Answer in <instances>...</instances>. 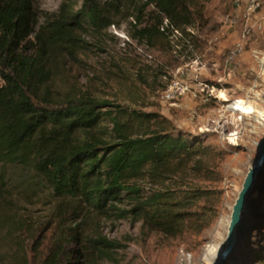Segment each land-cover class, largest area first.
Masks as SVG:
<instances>
[{"label":"trees","instance_id":"16d2710c","mask_svg":"<svg viewBox=\"0 0 264 264\" xmlns=\"http://www.w3.org/2000/svg\"><path fill=\"white\" fill-rule=\"evenodd\" d=\"M209 1L63 0L40 23L35 0H0V264H119L120 243L88 229L99 217L175 239L215 222L224 191L206 182L221 179L222 151L167 119L82 92L64 74L92 45L106 51L101 42L125 20V55L143 63L121 60L135 84L154 86L167 67L148 64L147 51L169 55L168 30L205 26ZM112 72L131 89L115 61ZM42 200L47 216L14 211ZM249 229L242 222L238 237Z\"/></svg>","mask_w":264,"mask_h":264},{"label":"rangeland","instance_id":"374dc122","mask_svg":"<svg viewBox=\"0 0 264 264\" xmlns=\"http://www.w3.org/2000/svg\"><path fill=\"white\" fill-rule=\"evenodd\" d=\"M62 1L35 0L40 23L45 17L56 14ZM234 1L210 0L206 5L208 23L205 26L198 29L193 27V30L188 28L185 33L180 30L171 33L168 30L165 35L170 44L169 55L154 49L147 51L148 64L159 59L163 68L167 67L166 71L158 73L152 87L135 84L133 69L121 60L124 57L129 58L137 67L143 63L125 55L124 41L127 40L130 29L129 22L125 20L120 27L111 26L110 40L101 42L106 51H100L97 49L98 45H92L91 51L82 54L79 61L66 62L64 65L65 76L74 80L80 91H88L96 98L113 100L128 108L154 114L160 117L159 120L167 119L176 129L192 133L197 139L203 140V144L211 145L213 151L223 152L222 159L214 161L221 179L206 184L221 188L224 196L215 222L200 234L175 239L150 234L142 230V225L138 222L113 221L99 217L90 223V232L99 231L120 243L122 260L119 264H205L202 257L208 247L216 248L214 262L223 249L232 206L248 168L257 159L258 143L262 137L261 134L258 135V121L261 110L264 111V79H253L257 69L250 56L251 49L264 47H251L248 43L257 38L258 32H264V22L258 20L252 24L258 13L248 20L241 19L234 28H224L223 16L232 9ZM262 12L264 13V0L260 13ZM258 25L261 26L260 30H257ZM244 32V54L249 53L251 64L237 62V69L230 72V66L225 62L226 54ZM85 39L89 43H97L98 38L87 36ZM114 61L128 74V83H132L130 90L119 84L120 79L112 72ZM152 77L148 75L147 81L152 82ZM172 80L186 85L188 90L185 96L183 94L177 97L174 116L170 119V110L173 108L162 109L160 101L162 89ZM237 86L243 88L238 91ZM186 96L190 100H185ZM246 99H249L246 105L253 108L252 113L228 107L236 100ZM182 101H190L191 104H184ZM154 125L155 128L157 124ZM147 126L150 124H146ZM226 192L228 195H225ZM50 208L48 202L42 200L32 204L19 203L14 211L20 215L32 214L34 218H38L47 216ZM257 210L264 212V166L251 190L243 220L244 226H249L250 229L239 237L237 234V242L227 264H258L264 258V214L257 216Z\"/></svg>","mask_w":264,"mask_h":264},{"label":"built area","instance_id":"2783aa9c","mask_svg":"<svg viewBox=\"0 0 264 264\" xmlns=\"http://www.w3.org/2000/svg\"><path fill=\"white\" fill-rule=\"evenodd\" d=\"M262 11V0H235L234 4L232 5V9L229 10L222 19V25L226 29L234 28L241 19L248 20L251 16L258 14ZM167 20H164V22L161 25V30L163 28H167ZM261 26H257V30H260ZM174 31L178 32V30L172 29L170 32L174 33ZM245 40H246V33L244 32L241 37L230 47L229 51L226 54L225 62H227L230 66V72H233L237 69V60L238 58L245 52ZM251 57L254 60L256 64V75L255 79H258V77L264 79V51L259 49H252L250 51ZM188 88L186 85H183L182 83L172 80L169 82V84L164 88L161 96L160 106L162 109H170L175 108V103L177 102L178 96H185ZM249 99H246L245 101L236 100L235 102H243V104H246ZM234 102V103H235ZM232 110H238L234 106V104H231L228 106ZM225 195H228L226 192Z\"/></svg>","mask_w":264,"mask_h":264},{"label":"water","instance_id":"95a60500","mask_svg":"<svg viewBox=\"0 0 264 264\" xmlns=\"http://www.w3.org/2000/svg\"><path fill=\"white\" fill-rule=\"evenodd\" d=\"M261 136L257 148V159L248 168L241 189L232 206L230 219L228 220L226 227L224 246L214 264H224L230 257L237 242V234L244 220L245 213L247 212L251 190L254 187L259 171L264 164V126Z\"/></svg>","mask_w":264,"mask_h":264},{"label":"crops","instance_id":"0c3cea01","mask_svg":"<svg viewBox=\"0 0 264 264\" xmlns=\"http://www.w3.org/2000/svg\"><path fill=\"white\" fill-rule=\"evenodd\" d=\"M258 20H262L263 22H264V13L262 12V13H259L258 15H256L255 17H254V20H253V22H252V24H254L256 21H258ZM253 31H255V30H253ZM255 32H257V31H255ZM233 40V39H232ZM236 42V41H235ZM249 45L251 46V47H264V32H261V33H257V38H255V39H251L249 42ZM253 49H258V48H253ZM252 50V49H251ZM250 50V51H251ZM259 50H263L264 51V49H259ZM250 56H251V54H250ZM250 56H249V53H246V54H242L239 58H238V60H237V62H239V63H241V64H251V59H250ZM252 58V57H251ZM253 60V59H252ZM253 62H254V60H253ZM254 64H255V62H254ZM251 68H254V67H251ZM255 68H256V64H255ZM251 79H252V77H251ZM253 79H255V77L253 78ZM239 88H243V87H239V86H237V90L238 91H240L239 90ZM231 88H229V90H230ZM235 89V88H234ZM185 100H190V98H189V96H186L185 98H184ZM183 99V100H184ZM183 102V101H182ZM184 104H191L190 103V101L189 102H183ZM174 110H175V108H173V109H171L170 111H172V113H170L169 115H170V119L171 118H173V116H174ZM177 120V119H176Z\"/></svg>","mask_w":264,"mask_h":264},{"label":"bare ground","instance_id":"6f19581e","mask_svg":"<svg viewBox=\"0 0 264 264\" xmlns=\"http://www.w3.org/2000/svg\"><path fill=\"white\" fill-rule=\"evenodd\" d=\"M247 103V102H246ZM234 106L236 107V109H239L241 110L242 112H245V113H252L253 111V108L252 107H249L247 106L246 104H243V102H238V103H234ZM248 108V109H247ZM261 117L259 118V121H258V124H259V130H258V135L261 134L262 132V129H263V126H264V111L261 110ZM258 113V111H255ZM254 163V162H253ZM252 163V164H253ZM217 254V251H216V248L211 246V247H208L205 251H204V254H203V257L202 259H204L205 261V264H214V258H215V255ZM203 264V263H202Z\"/></svg>","mask_w":264,"mask_h":264}]
</instances>
